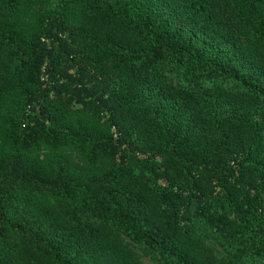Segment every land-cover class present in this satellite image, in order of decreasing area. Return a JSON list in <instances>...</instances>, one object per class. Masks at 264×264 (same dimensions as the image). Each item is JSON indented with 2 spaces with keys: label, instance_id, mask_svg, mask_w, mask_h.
Masks as SVG:
<instances>
[{
  "label": "trees",
  "instance_id": "obj_1",
  "mask_svg": "<svg viewBox=\"0 0 264 264\" xmlns=\"http://www.w3.org/2000/svg\"><path fill=\"white\" fill-rule=\"evenodd\" d=\"M144 259L264 264V0H0V264Z\"/></svg>",
  "mask_w": 264,
  "mask_h": 264
},
{
  "label": "rangeland",
  "instance_id": "obj_2",
  "mask_svg": "<svg viewBox=\"0 0 264 264\" xmlns=\"http://www.w3.org/2000/svg\"><path fill=\"white\" fill-rule=\"evenodd\" d=\"M74 75L75 74L73 72V69L72 68H67L66 70L63 71V73L61 75L59 74V76H56V77L59 79L60 83L63 84L65 81L68 83L67 80H69V77L70 76L72 77ZM74 78H75V80L77 79L76 76ZM90 80H93V77L90 76ZM67 83H65V85H68ZM74 83H75V81L69 83V85H73ZM65 85H63V88H62V96H67L68 95V93L66 92V89H65ZM213 184H214V182H213ZM142 264H152V263L149 262L147 259H144Z\"/></svg>",
  "mask_w": 264,
  "mask_h": 264
}]
</instances>
